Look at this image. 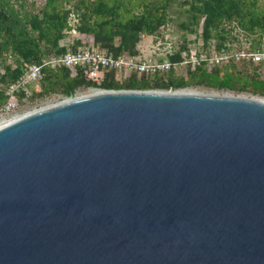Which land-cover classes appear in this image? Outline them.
<instances>
[{
	"label": "water",
	"instance_id": "obj_1",
	"mask_svg": "<svg viewBox=\"0 0 264 264\" xmlns=\"http://www.w3.org/2000/svg\"><path fill=\"white\" fill-rule=\"evenodd\" d=\"M97 89L0 123V264H264V101Z\"/></svg>",
	"mask_w": 264,
	"mask_h": 264
},
{
	"label": "trees",
	"instance_id": "obj_2",
	"mask_svg": "<svg viewBox=\"0 0 264 264\" xmlns=\"http://www.w3.org/2000/svg\"><path fill=\"white\" fill-rule=\"evenodd\" d=\"M176 8L180 20L179 40L165 57L181 59L192 42L201 39L203 48H246L264 46V4L260 0H0V108L6 90L32 63L63 54L79 46H91L114 56L138 55L144 37L153 42L171 39L169 21ZM77 35L71 39V32ZM171 32V33H170ZM186 32V33H185ZM193 34V39L187 35ZM229 62L207 70L206 63L189 68L184 75L132 72L119 81L115 70H105L100 83L86 78V68L76 73L66 67H44L42 77L19 94L28 102L51 95L69 96L85 88L181 89L203 87L264 96V81L258 69L264 63ZM251 67V72L247 67Z\"/></svg>",
	"mask_w": 264,
	"mask_h": 264
},
{
	"label": "built area",
	"instance_id": "obj_3",
	"mask_svg": "<svg viewBox=\"0 0 264 264\" xmlns=\"http://www.w3.org/2000/svg\"><path fill=\"white\" fill-rule=\"evenodd\" d=\"M73 33H76L72 30ZM71 32V33H72ZM72 40V39H71ZM72 41H68L71 43ZM197 44V45H196ZM194 46H190L188 51L181 54V59L170 61L165 55L163 57L138 55H117L106 53L102 49L91 46H79L76 49H69L63 54L45 58L41 63H32L18 80L10 84L6 90L7 100L0 108V117H5L20 105L18 94L28 86L34 85L42 77L44 67L57 68L66 67L71 74L76 73L77 67L86 68V78L90 81L100 83L103 80L105 70H115L119 81L124 75L132 72L156 74L166 73L173 70L178 75H184L187 69L196 68L201 63H206L207 70L217 65L234 62L236 64H258L264 63V46L251 48H230L210 51L203 48L201 39ZM28 102L26 97L22 98V103Z\"/></svg>",
	"mask_w": 264,
	"mask_h": 264
},
{
	"label": "rangeland",
	"instance_id": "obj_4",
	"mask_svg": "<svg viewBox=\"0 0 264 264\" xmlns=\"http://www.w3.org/2000/svg\"><path fill=\"white\" fill-rule=\"evenodd\" d=\"M260 2L262 4H264V0H260ZM176 8L171 9V16L173 20L169 21V27H168V32L171 31V39L166 38L165 40L163 39H159L156 42H153V40L150 37H144L139 43H138V48H139V52L142 56H158V57H163L164 58V54L166 53V51L172 47L177 40H179L180 35L182 32H184L183 30L179 29V22L180 20L185 18V15L182 14L179 16L178 12H176ZM170 32V33H171ZM186 33V32H185ZM77 33H71V39L73 37H76ZM188 38L193 39L194 35L190 34L187 35ZM70 39V41H72ZM196 44L195 42H192L190 44V46H194ZM197 45V44H196ZM241 46L243 48H246L248 46L247 43H242ZM242 65H239L238 67L241 68ZM248 71L251 72L252 68L249 66L247 67ZM260 75L258 76V78L262 79L264 81V66L261 67L260 69H258ZM97 88H85V89H81L80 91H77L75 93V95H83V94H89L92 93L93 90H95ZM182 91H187V92H199V93H208V94H218V95H241V96H254L253 98L256 99H261L264 100V96H258V95H251L247 92L244 93H237V92H233V91H226V90H214V89H207V88H203V87H188V88H183ZM62 100H66V96L63 95H51L42 99H37L33 102H24V103H20V105L18 107L15 108L14 111L5 114V117H9V116H13V115H20L23 114L27 111H31L34 109H38L41 107H44L46 105H50V104H54V103H58ZM1 119V117H0Z\"/></svg>",
	"mask_w": 264,
	"mask_h": 264
},
{
	"label": "bare ground",
	"instance_id": "obj_5",
	"mask_svg": "<svg viewBox=\"0 0 264 264\" xmlns=\"http://www.w3.org/2000/svg\"><path fill=\"white\" fill-rule=\"evenodd\" d=\"M179 91H182V89L179 90ZM96 92H101V90L100 89H95V90L92 91V93H96ZM182 92H187V91H182ZM230 96H233V95H230ZM253 99H256V98H253ZM66 100H69V99L66 98ZM258 100H261V99H258ZM62 101H65V100H62ZM262 101H264V100H262ZM15 116H18V115H13V116H9V117H3V118L0 119V123L3 122V121H6L8 119H11V118H13Z\"/></svg>",
	"mask_w": 264,
	"mask_h": 264
}]
</instances>
